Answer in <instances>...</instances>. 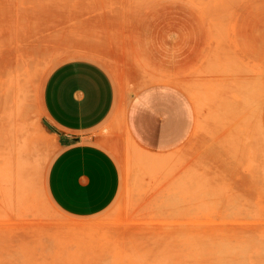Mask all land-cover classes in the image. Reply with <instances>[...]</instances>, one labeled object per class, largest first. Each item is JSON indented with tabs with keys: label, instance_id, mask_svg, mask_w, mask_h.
Masks as SVG:
<instances>
[{
	"label": "rangeland",
	"instance_id": "1",
	"mask_svg": "<svg viewBox=\"0 0 264 264\" xmlns=\"http://www.w3.org/2000/svg\"><path fill=\"white\" fill-rule=\"evenodd\" d=\"M126 1L108 17L123 30L77 31L0 0V264H264V0ZM28 21L38 29H12ZM73 57L126 84H175L197 112L174 173L128 141L119 196L84 221L45 189L58 143L41 89Z\"/></svg>",
	"mask_w": 264,
	"mask_h": 264
},
{
	"label": "crops",
	"instance_id": "2",
	"mask_svg": "<svg viewBox=\"0 0 264 264\" xmlns=\"http://www.w3.org/2000/svg\"><path fill=\"white\" fill-rule=\"evenodd\" d=\"M126 2L14 0L12 14L61 15L65 20L61 30H123L122 25L111 27L108 17L125 14ZM46 20L43 29L48 30ZM35 24L18 22L12 29L37 30ZM95 24L107 26L94 28ZM117 78L85 57L63 60L45 75L41 120L58 143L47 167L45 189L70 219H90L117 199L128 141L155 157L158 174L168 168L174 173L195 136L196 107L182 88L166 81L126 84Z\"/></svg>",
	"mask_w": 264,
	"mask_h": 264
}]
</instances>
